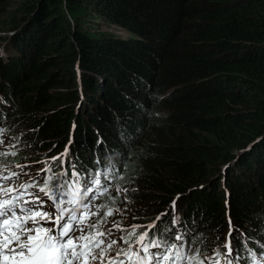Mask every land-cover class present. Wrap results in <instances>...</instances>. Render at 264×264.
<instances>
[{
	"label": "trees",
	"instance_id": "16d2710c",
	"mask_svg": "<svg viewBox=\"0 0 264 264\" xmlns=\"http://www.w3.org/2000/svg\"><path fill=\"white\" fill-rule=\"evenodd\" d=\"M22 7L3 30L30 17L0 57V124L20 114L34 128L22 135L37 138L49 159L76 118L70 160L116 173L120 148L130 178L146 171L139 156L153 163L148 177L159 185L145 217L175 200L210 241L203 255L224 243L229 218L249 237L237 231L235 244L264 247V0H27ZM85 7L126 36L76 30L68 15L75 22ZM74 55L82 83L69 67ZM171 132L174 143H164ZM108 146L115 148L104 156ZM218 162L227 167L220 173L227 204L219 177L207 183ZM51 167L57 172L60 161ZM170 210L161 228L171 226Z\"/></svg>",
	"mask_w": 264,
	"mask_h": 264
},
{
	"label": "snow or ice",
	"instance_id": "6c2138e0",
	"mask_svg": "<svg viewBox=\"0 0 264 264\" xmlns=\"http://www.w3.org/2000/svg\"><path fill=\"white\" fill-rule=\"evenodd\" d=\"M13 139L15 143L6 144L4 130L0 128V264H95L96 261L99 264H264V247L253 248L250 240L241 245L234 243L239 228L231 218L224 245L215 248L211 256L203 255L210 242L208 238L196 237L195 232L176 231L177 226L184 227L179 216L170 227L161 228L160 221L167 212L159 214L147 226L134 224L126 235L115 238L114 232L125 231L121 223L106 225L108 218L121 209L94 201L108 195L113 204L117 203L110 187L117 173L90 170L78 157L70 160L66 146L63 153L51 158L52 163L64 158L60 164L63 171L56 173L47 164L33 176L25 171L31 164L5 163L9 156L16 157L21 150L19 139ZM42 174L46 175L41 183ZM21 175L29 176V180L16 184ZM33 188L43 195L31 192ZM129 191L135 190L115 188L116 196L124 195L126 202H130ZM46 201H51L57 209L55 216L43 211ZM175 204L174 200L173 210ZM93 217L96 219L92 220ZM141 227L145 230L137 236ZM120 241L126 247H119L115 256L108 255ZM242 249L246 256L241 254Z\"/></svg>",
	"mask_w": 264,
	"mask_h": 264
},
{
	"label": "rangeland",
	"instance_id": "374dc122",
	"mask_svg": "<svg viewBox=\"0 0 264 264\" xmlns=\"http://www.w3.org/2000/svg\"><path fill=\"white\" fill-rule=\"evenodd\" d=\"M26 2H27V0H0V57L5 53V51H7L6 49H8V41L11 38L20 34L19 33L20 30L28 22V20L30 18L29 16L28 17L23 16L22 20L16 22V23H18V27L14 28V30H11L7 33L3 32V30H7L8 28H10L12 26V23L10 22L11 19L14 20L17 17L20 18L23 15L22 5H24ZM68 18H70L72 20V22L74 23L75 28H77L76 30L80 29L82 31H87L88 34H91V35L93 34L94 36H102V35H104V33H107V32H112V33H115L117 35H121L124 37L126 36V32L121 27L109 24L98 13H94V11H90L89 8H86V7H85L84 11L80 12V15L78 16V18H76L75 22L73 21V17H71L70 15H68ZM16 23H14V24H16ZM76 58H77L76 55H74L72 57V59H74V61L72 62L71 66H69V67L74 69V71L76 72V76L81 81L82 80L81 79V68L79 67V64L77 63ZM98 81H101V80L98 79ZM81 83H82V81H81ZM1 85L2 84H0V86ZM82 87H83V85H82ZM128 90H126V91H128ZM30 92H32V90ZM143 92L144 91L141 90L142 94H143ZM146 93L147 92L145 91L144 94L146 95ZM50 104H52V103H50ZM45 110L46 109L38 112L37 114L41 116L42 112H44ZM169 111H170L169 109L165 108V110L163 112L165 113V112H169ZM161 114H158V115L160 116ZM36 117H37V115H36ZM85 121L86 120H84V122H83L84 125H85ZM159 122L161 125H164V127H161V128H164V129L168 128L167 127V123H169L168 121L161 120ZM5 124H6V126L4 127L5 143L6 144H13V143H15V139H13V138L19 139V141H20L19 147L21 150L19 151L18 154L23 155V156L18 155L17 156L18 158L12 157V158H14V161H9V163H7V164H9L11 166H15L17 164H31L32 167L25 169V171L29 172L33 176H35V174L37 172H39L41 169L46 167L45 163L49 162L51 160V158L48 159L45 157L48 155V150L45 148H44V150H39V149H41L42 146L39 144V140L37 138L32 139V142H30L31 140H29V138L22 135V133H24L27 130H33L34 131V128L32 127V124L30 125L28 122H25L20 114L16 115V117H14V118L13 117L10 118L8 116V121ZM76 124H77V122H76V118H75V124L73 123V121L71 122V126L69 129L68 135H66L67 139H66L64 146L62 148L63 150L66 148V146H71V144L74 143L73 140H74V134H75L74 133L75 127L77 126ZM83 128H84V126H82L81 129H83ZM165 132H167V131L165 130ZM100 135H102V134L100 133ZM161 137L163 140V136H161ZM172 137H173V133L171 132L170 134L167 135V139L171 140V141L164 142V143H167V144L168 143H170V144L174 143L175 139H174V137L172 139ZM159 144H163V143L161 142ZM97 145H98V143L95 142L94 146H97ZM115 146H118V145L115 144ZM115 146H114V148H115ZM248 148H250V146L247 147V149ZM113 149L111 148V146L110 147L108 146V147H106V149L102 150L101 152L104 153V156H105L108 153L113 152ZM118 149L120 150V152L117 151L116 148L114 149V151L116 153L115 163L117 166V170H116L117 176H116L115 182L112 184V186H110L112 188L111 195L116 198L117 203L113 204L109 200L108 195H104L94 202V203H100V204H107L109 207H112V208H116L118 206L121 209L120 212H116L114 215H112L111 217L108 218V224L106 225V227H112V225L116 222L121 223V226L125 231L114 232L115 238H119L120 236L126 235L127 231L130 230L134 224L144 226L145 224L155 220V217H157L159 214L167 212V215H165L163 218V220H164L163 223H164L166 220V216L169 217L168 212L171 211L170 208L172 206V204H167L165 206L160 205L161 207L159 208V211L156 212V214H154L153 216L145 217V215H143V214L149 212L151 209L154 208L152 203H154L153 193L155 192V190H153L152 187L159 185V183H155L152 178L148 177L150 170H151V166L153 165V163L150 160L144 159L142 157L143 155L139 156L138 158L145 163L146 171H144V169H141L140 170L141 173L137 172L136 177L130 178L128 176V173H127V172H129L127 167H121L120 166L119 157L121 156V149L120 148H118ZM63 150L59 154L63 153ZM249 151H248V154L253 152V150L251 152H249ZM95 153L99 154L100 152H94L92 155H94ZM233 153L235 156L237 154H242L241 151H235L234 149H233ZM59 154L57 152V154H55L54 157L58 156ZM146 155L154 156L155 154H146ZM63 159L64 158L61 157V160H63ZM61 160H59L60 164H61ZM217 165L220 169V166H219L220 162H218ZM145 166H143V167L145 168ZM225 166L226 165L222 166V169H220V170L218 169V170L212 171L210 173V176L212 175V178H209L207 183H209V182L212 183V182H214V180L217 179V177H219L218 178L220 180L219 190L221 192H225V196L227 198H225L224 203L227 204L228 193H227V191H224L225 190L224 185L226 184V182H225V180H221V178H223L222 172L225 171L224 169H227V167H225ZM121 168L123 169L122 172H120ZM137 168L133 167V170H136ZM134 173H136V171H134L133 174ZM220 173H221V178H220ZM225 173H226V171H225ZM44 175H46V174H42V176H41V181H40L41 183H42ZM28 180H29V176L21 175L19 177V179L16 180V182L20 183V182L28 181ZM168 182L169 181H167V182L165 181L164 184L166 185V184H168ZM207 183H206V185H207ZM117 186L126 187L130 190H135L137 193H139V195H138V197H135V198L131 197V196H129V193H130V191H129L127 193V198L130 202H126L124 195L116 196L115 188ZM30 191L36 193L37 189L33 188V189H30ZM140 192H143L145 194H142ZM93 210H95V209H93ZM174 210L176 213L173 212V214L171 215V219H170L171 221L169 222L170 225L172 224V221L175 219V217L179 216L180 220H181V224L184 225L183 229L189 230L191 232H195L196 237H198L199 236V229L195 225V222L193 221V219H190L189 221H187L183 217V213L176 211V206H175ZM172 216H173V218H172ZM95 219H96V217L92 218V220H95ZM228 222H229V220H228ZM179 228H181V227L177 226L176 231H179ZM227 230L229 232V227L227 228ZM227 230L225 233L226 234L225 240H226V237L228 234ZM238 233L244 238L245 237L249 238V237L241 234L240 229H239ZM252 238H255L256 240L259 241V239L257 237H252ZM193 239H195V237H193ZM225 240H224V243H225ZM120 242H122V241H120ZM224 243L222 242L221 244H218V245H215V244L211 245V248L209 250H207V251H209L210 256L213 254V250L215 248L222 247L224 245ZM194 250L195 249L193 248V251ZM98 262L99 261H96L95 264Z\"/></svg>",
	"mask_w": 264,
	"mask_h": 264
},
{
	"label": "bare ground",
	"instance_id": "6f19581e",
	"mask_svg": "<svg viewBox=\"0 0 264 264\" xmlns=\"http://www.w3.org/2000/svg\"><path fill=\"white\" fill-rule=\"evenodd\" d=\"M46 199V198H45ZM46 203H47V206H52V207H54L52 204H51V201H46ZM55 208V207H54ZM47 226H49V227H51V224H49V225H47Z\"/></svg>",
	"mask_w": 264,
	"mask_h": 264
},
{
	"label": "clouds",
	"instance_id": "9594fccd",
	"mask_svg": "<svg viewBox=\"0 0 264 264\" xmlns=\"http://www.w3.org/2000/svg\"><path fill=\"white\" fill-rule=\"evenodd\" d=\"M260 243H264V242H261V241H259Z\"/></svg>",
	"mask_w": 264,
	"mask_h": 264
}]
</instances>
